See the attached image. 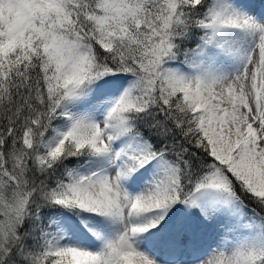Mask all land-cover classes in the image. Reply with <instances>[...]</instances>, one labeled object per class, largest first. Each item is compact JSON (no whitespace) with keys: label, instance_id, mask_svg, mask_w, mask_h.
I'll list each match as a JSON object with an SVG mask.
<instances>
[{"label":"snow or ice","instance_id":"6c2138e0","mask_svg":"<svg viewBox=\"0 0 264 264\" xmlns=\"http://www.w3.org/2000/svg\"><path fill=\"white\" fill-rule=\"evenodd\" d=\"M0 264H264V0H0Z\"/></svg>","mask_w":264,"mask_h":264}]
</instances>
